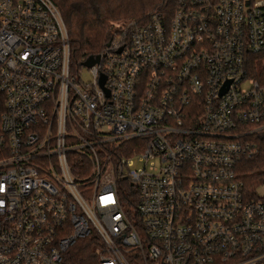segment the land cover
I'll return each instance as SVG.
<instances>
[{
  "label": "built area",
  "instance_id": "2783aa9c",
  "mask_svg": "<svg viewBox=\"0 0 264 264\" xmlns=\"http://www.w3.org/2000/svg\"><path fill=\"white\" fill-rule=\"evenodd\" d=\"M112 31L81 83L57 6L0 0V264H264V0Z\"/></svg>",
  "mask_w": 264,
  "mask_h": 264
},
{
  "label": "trees",
  "instance_id": "16d2710c",
  "mask_svg": "<svg viewBox=\"0 0 264 264\" xmlns=\"http://www.w3.org/2000/svg\"><path fill=\"white\" fill-rule=\"evenodd\" d=\"M66 24L71 49V73L75 74L89 56L100 54L112 36L116 23L134 20L145 23L152 14L172 13L175 0H51ZM255 75L264 70V59H252ZM245 175V189L254 193L256 180L264 171L251 168ZM95 245L91 237L79 240L66 255L65 264H94Z\"/></svg>",
  "mask_w": 264,
  "mask_h": 264
},
{
  "label": "rangeland",
  "instance_id": "374dc122",
  "mask_svg": "<svg viewBox=\"0 0 264 264\" xmlns=\"http://www.w3.org/2000/svg\"><path fill=\"white\" fill-rule=\"evenodd\" d=\"M116 24H119V23H116ZM75 78H76L77 81H79L81 83H88V81L91 79V75H90L89 69L84 67V66H82L80 68V70L75 73ZM259 190H262V189H259Z\"/></svg>",
  "mask_w": 264,
  "mask_h": 264
},
{
  "label": "water",
  "instance_id": "95a60500",
  "mask_svg": "<svg viewBox=\"0 0 264 264\" xmlns=\"http://www.w3.org/2000/svg\"><path fill=\"white\" fill-rule=\"evenodd\" d=\"M99 58H100L99 54H97V55H95V56H89L88 58H86V59L82 62V65H83L84 67H91V66H93L94 64H96V63L99 62ZM103 82H104V77L102 76V77L100 78V83H101V85L103 84Z\"/></svg>",
  "mask_w": 264,
  "mask_h": 264
}]
</instances>
